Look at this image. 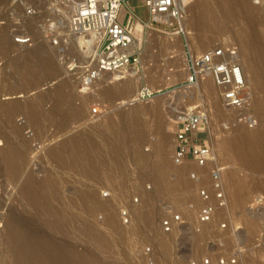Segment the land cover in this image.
I'll return each instance as SVG.
<instances>
[{"label":"rangeland","instance_id":"rangeland-1","mask_svg":"<svg viewBox=\"0 0 264 264\" xmlns=\"http://www.w3.org/2000/svg\"><path fill=\"white\" fill-rule=\"evenodd\" d=\"M243 1L264 9V0ZM59 3V0H0V129L5 130L0 132V142L6 143L5 139H8L14 151L26 154L17 183L10 184L3 175L0 176V264L7 261L9 253L8 234L3 230L6 222L20 231L28 227L43 239L55 240L62 251L71 254L72 264H189L204 258L214 264L217 258L233 254L237 247L243 248L239 264H264V143L254 147L252 141L245 140L247 144L241 139L247 133L264 130V118L252 107L258 124L254 129L232 124L234 114L226 113L220 107L215 88L212 92V82L208 78L195 87L185 86L188 72L181 59L183 55L187 63L189 51L185 39L180 38V46L176 37L143 30L141 24L136 30L137 36L143 37V58L138 76L126 80L127 83L124 80L123 87L109 85V90L116 95L124 88L122 96L112 99L101 96L113 76L106 74L92 83L83 82L84 72L80 68L85 66L87 58L84 59L79 46L67 36L65 21L68 14L62 11ZM27 6L36 10L35 18L25 17ZM128 8L138 19L149 20L147 9L140 0H128ZM248 23L242 20L238 24L225 22L223 26H217L208 13L202 29L189 33L195 42L198 37L211 36L203 50L225 43L241 49L238 37L249 31L252 25ZM20 36L31 37L32 43L16 45L14 39ZM150 38L155 40L154 44ZM41 47L45 51L42 56L49 58L55 74L41 69L35 62L33 55ZM193 48V55L205 52L202 47L195 45ZM23 56L26 60L21 58ZM254 66L263 89L258 92L253 89V83H248L253 94L251 99L264 103V61L255 59ZM27 69L30 77L25 79ZM45 92H56L61 105L50 116L53 98L48 102L52 104L46 102L43 105L45 117L36 125L25 113L33 100ZM81 104L86 105H83L86 115L80 121L69 123L67 111L76 110ZM188 110L207 113L215 138L212 149L216 162L201 172L191 162L173 158V122ZM108 117H114V120L122 117L120 122L115 120L118 126L122 124L120 135L105 132L95 140L89 139L87 130ZM126 117L131 120H125L134 123L128 124L123 120ZM133 125H136L135 129L131 127ZM77 134H83L82 144L74 143L59 158L49 154L52 147ZM98 141L104 143L103 152L94 149ZM221 141L231 149L229 161L219 154L217 143ZM230 143L240 144L233 149ZM249 145L254 151L249 150ZM74 151L81 154L87 165L85 170L70 163ZM246 161L250 162L249 166ZM217 164L224 168L225 174L228 173L227 177L238 173L235 175H240L238 179L235 177L238 184L234 187L226 184L223 173L228 206L219 211L210 224L200 226L197 216L202 205L197 191L208 186V174ZM196 173L203 177L199 181L191 180L190 175ZM27 175H33L39 183L49 178L56 185L52 192L49 189L51 182H46L49 196L42 201L46 214L40 217L34 215L35 210L27 206L20 193V184ZM134 198L138 199L137 204L133 203ZM121 210L129 213L126 226L120 221ZM171 213L181 215L184 225L163 235L158 227L159 220ZM145 214L151 216L150 223L143 217ZM53 222L58 223L57 230L52 229ZM221 223L226 224L225 230L219 229ZM145 248L152 251L148 257L144 255Z\"/></svg>","mask_w":264,"mask_h":264},{"label":"built area","instance_id":"built-area-1","mask_svg":"<svg viewBox=\"0 0 264 264\" xmlns=\"http://www.w3.org/2000/svg\"><path fill=\"white\" fill-rule=\"evenodd\" d=\"M59 1L63 11L69 16V34L93 38V52L85 66L80 68L84 72L83 82L92 83L106 74L124 77L131 72H138L143 55V37L137 36V22L142 24L143 30L149 29L184 40L186 9L193 0H140L147 9L148 21H142L135 16L134 11L128 8V0ZM121 10H125L122 19ZM24 15L33 19L37 13L32 6H27L24 8ZM14 42L19 46L29 45L32 38L20 36L15 38ZM53 44L57 45L55 42ZM187 72L184 84L188 88L197 86L207 78L211 80L220 107L223 111L234 114L232 124L248 129L256 127L257 121L249 108L251 97L241 55L235 44H221L200 55L189 52ZM174 127V159L191 162L200 172L215 164L213 150L209 144L210 120L206 112L188 110L174 122ZM224 171L222 166L215 165L208 174V186L197 191L202 205L197 216L200 226L210 224L214 216L228 206ZM202 177L201 173L190 175L194 181H199ZM133 203L137 204L138 199L134 198ZM119 217L124 226L129 224V213L126 210H121ZM182 225L184 222L181 215L171 213L159 220L158 227L163 235H169ZM226 228L225 223L219 224V229ZM143 252L148 257L152 251L145 248ZM242 256L243 248L237 247L233 254L217 258L214 264H239ZM189 264L212 262L204 258Z\"/></svg>","mask_w":264,"mask_h":264},{"label":"bare ground","instance_id":"bare-ground-1","mask_svg":"<svg viewBox=\"0 0 264 264\" xmlns=\"http://www.w3.org/2000/svg\"><path fill=\"white\" fill-rule=\"evenodd\" d=\"M217 10H218V12H216ZM188 12H190L189 13L190 14L189 17L187 16V13ZM208 13L211 14V18H212V20L214 21V23L217 26H223L225 24V22L234 23V24L237 23L238 24L242 20H246V21L249 22L248 24L252 25L249 28V31L248 32H245L246 33L245 36H244V34H242L244 37L243 36L242 37L241 36L238 37V41H239L240 46H241V49L240 48H238V49H239L240 55H241V53H243V55H241V59H242V66H243V70H244V74H245V77H246L247 84L250 83V82L253 83L254 84V86H253L254 88L253 89H255L256 91L260 90V88L263 89V84H259L258 83V75H257V73L255 71L254 60L255 59H261L262 61H264V9L255 8V7H252L250 5H247L243 0H193V1H191L188 4V6H187V9H186V19H185V22H184V32H185L184 39H185L186 47L188 48V51L190 53L194 49L193 47H195V45L196 46H199L200 48L202 47V51H204L205 49L203 50V48L209 43V41L211 39L210 38L211 36H208L207 37L205 35L206 37L205 36H203L201 38L198 37L199 39L197 38V40L195 42V38H193L190 35V33H189L191 31H193L194 29H196L198 31H200L202 29L201 25L205 23L206 15ZM63 14H65V13H62L61 15H63ZM124 14H125V10H122L121 16H120L121 19L123 18ZM65 16H66V14H65ZM67 16H66L67 19L65 18L66 19L65 22H66V25L68 26V24H69V16L68 17ZM140 24H141L140 22H137L136 23L135 30H137V27H139ZM67 26L64 25V27H66V28H67ZM31 28H33V27H31ZM66 32H68L67 33V36L70 37L71 40H73L74 44H76V45L79 46V48L81 49L80 51L83 53L82 55H84V59L87 58L86 60L88 61V58L90 57V55H91V53L93 52V49H94L93 48V38L88 37V36H73V35L69 34V31L68 30ZM176 38H177V41L179 42V44L181 46L180 37H176ZM150 39H149V41H150ZM151 41H152V39H151ZM151 41L149 42V46L151 44ZM153 41H155V40H153ZM153 41H152V43H153ZM170 41L173 42V40H171V39H170ZM175 41H176V39H175ZM151 47H152V45H151ZM200 48H199V51L201 50ZM206 51H208V50H205V52ZM44 53H45L44 48L41 47L33 55L34 57L33 56L32 57L35 59V62L38 63L37 64V65H39L38 67L41 66V69L43 68L44 70H47V71L50 70L51 73H54L53 70L51 69V62H50V60H48L49 58L47 59V58H45V57L42 56ZM181 53L182 52H180V55H181ZM176 56H178V55H176ZM17 57H19V56H17ZM21 58H23L24 60H26V58L24 56L21 57ZM37 58H38V60H37ZM142 58H143V56H142ZM179 58H180V56H179ZM181 59H182V63L184 64L183 65L184 68L187 69V65H186L187 63L184 60V56L183 55L181 56ZM24 68H26V67H24ZM21 73H19V74H21ZM110 76H113L112 77V81L107 84L108 87L106 86L104 88V90L101 93V96H104V97H107L109 99H112L115 96L118 97L117 95L122 96V94H124V91L125 90H124V88H121L118 91V94L116 95V93L114 94L113 92H111V90H109V85L112 86V87H118L120 85L122 86L125 83L126 80H129L130 81L131 78L137 77L138 76V72H131V73H129L128 75H126L124 77H120L118 74H110ZM29 77H30V70L27 69V72L25 73V79H28ZM127 82L128 81H126V83ZM210 86H211V89H212V92H213V90H214L213 89L214 88L213 87V84L210 85ZM250 86H251V84H250ZM250 86H248V88ZM49 92L48 93L45 92L46 94H41L39 98L33 100L32 106L29 108L28 112L25 113L26 116H27L26 118L29 119V121L35 123L36 125H39L40 121L42 119H44V117H45L44 111H43V109H44L45 106H43V105L46 102L48 103L50 101V99L53 98L54 103L53 102H50V104L53 103V105H51L52 107H50L51 110H49V112H50L49 115L50 116L53 115L52 114L53 112L59 110V106L61 105V102L58 100L57 93L56 92L49 93ZM249 92H250V88H249ZM262 93L263 92H260L259 94H262ZM6 94H7V92H6ZM251 95H253V94H251V92H250V97H251ZM216 99L218 101L217 96H216ZM262 100L264 101V99H262ZM254 101H253V98L250 99V106H249V108L252 110V107H254V109L257 110V112L264 118V103H259L260 101L256 103V101L255 102ZM83 105H85V104H83ZM83 105L81 104L82 107L80 106L76 110H69V111H67V113H66V120L68 122L69 121H76L77 122V121L82 120L83 119V116L86 115L83 112L85 110L84 107H83ZM0 110H1V108H0ZM179 115H181V114H179ZM120 116H122V115H120ZM125 116H127V115H125ZM125 116H123V117H125ZM24 117H25V115H24ZM121 118H119V119H121ZM119 119H116L115 118L116 121L117 120L119 121ZM125 119H127V117L126 118H123V120H125ZM132 119H133V117H132ZM115 120H114V117H108V118H105L102 121V123L98 124V126L97 125L94 126V127L92 126V128H90V129L87 130V136H88V138L95 140V137L96 136H98V135H100L102 133H105V132H107L110 135H113V136L116 135L117 136V134L119 133V126L122 125V124H120L118 126L119 123L117 122L118 124L117 123L115 124ZM123 120H122V122H123ZM127 120L130 121L131 119L128 117ZM127 120H125V121H127ZM25 121H26V119H25ZM135 121L137 122V120H135ZM129 123L130 122H128V124ZM131 123L133 124L134 122L131 121ZM2 126H4V125H2ZM26 126L27 125H25V127ZM135 126L136 125H133L131 127H133V129H135L134 128ZM19 127H22V126H19ZM39 129H41V127ZM0 130H1L0 132L3 131L2 129H0ZM212 130L213 129L211 128V125H210V128H209V131H210V142H209V144H210V146L212 148H214V145H215L214 144V142H215L214 139L215 138L213 136L214 134H213V131ZM121 131L122 130H120V132ZM262 131L264 132V130L258 129L257 131H255L252 134H248L247 133L245 135H242L241 136V139H242V141L243 140L244 141L245 140L252 141L253 143L251 142L252 143L251 145L254 144L253 145L254 147L259 146L258 144H260V143L263 146V143H264V134H263ZM118 135H120V133ZM5 138H7V137H4V139ZM82 138H83V134L82 135H80V134L78 135L77 134L76 136L68 139L67 141H64V143H62L60 145L58 144L57 146L52 147L49 150V154L52 155V156H55V157L59 158L74 143L82 144L83 143ZM4 139L2 138L1 140L4 141ZM6 140H7L6 143L3 142V144H2L0 142V145L2 147L0 149V176L3 175V178L5 177L10 184L11 183H17L18 180L21 177V174H22V168H23V165H24V162H25V155L26 154H25V152H22V151H14L13 150V147H10V145H12L11 141H9L8 139H5V141ZM238 141H240V140H238ZM102 143L103 142L98 141L95 144V148L94 149L96 150V152H103L104 151L103 148H105V146H104V143L103 144ZM246 143L248 144V142H246ZM217 144H218V148L217 149L219 151V154L221 156H223L224 159H226L229 156L231 149L228 147L227 144H225L224 141H221V143H217ZM239 144H237V145H239ZM231 145H232L233 149L237 146L236 144H231ZM249 147H250V149H249L250 151H254L253 150L254 148H252L250 145H249ZM238 148L240 149V146ZM241 148H243V147H241ZM212 150H213V154H214V149H212ZM260 151H261V149H260ZM263 151H264V149H263ZM233 153H234V151H233ZM248 153H250V152L248 151ZM251 154L253 156V153H251ZM232 155L234 156V154H232ZM252 156H250V157H252ZM71 157H72V159H71L70 163L72 164V166L78 168L81 171L85 170V168L87 167V165L85 164V161L83 160V158H82L81 154L79 153V151L72 152L71 153ZM228 158L226 160H228ZM262 159H264V158H262ZM214 160L216 162V158L215 157H214ZM257 161H259V160L256 159V162ZM249 163L247 162V165ZM252 163H254V161ZM256 164H258V163H256ZM252 167H254V166H252ZM263 167H264V164H263ZM255 169H258L257 166H256ZM262 169L264 170V168H262ZM234 171H231V172L233 173ZM226 174H228V173H226ZM226 174L224 172V178H225L226 184L228 183L229 186H232V187L236 186L238 184L237 179H238V177L240 175L237 177L235 175L236 174L238 175V173H235V174L233 173L234 176L229 174L230 176L227 177ZM235 177H237V179ZM161 178H162V176H161ZM161 178H157V179L159 180ZM253 178H254V176H253ZM256 178H258V177H256ZM49 181L51 182V180L48 178L45 181L39 183V182H37L35 180V178H33V175L32 176L31 175H27L25 177L24 181L20 184V187H19L20 188V193L23 195L25 203L27 204L28 207H30V208H32V209L35 210L34 215L37 216V217H40V216L46 214V207L44 206V204L42 203V201H45V198H47L49 196L48 195V190L49 189H51V191L53 192L55 190V188H56L55 187L56 186L55 183L54 182H51V188L46 189V182H48V184H49ZM225 181H224V183H225ZM239 182H240V179H239ZM260 183H262V182L259 181V184ZM4 187H1V188L3 189ZM263 187H264V185H263ZM225 193H226V198H227V188H226V185H225ZM52 196H53V194H52ZM54 200H56V197H54ZM227 201H228V198H227ZM144 216L146 218V221L148 223H150V217L151 216H149L148 214L143 215V217ZM57 226H59V225H58V223L56 225V222H53L51 224V227L54 230H57L56 229ZM3 230L8 234V239H6V244H7L8 248H9V253L7 255V261L4 264H72V262H73L72 259H71V257H72L71 254H69V253H67L65 251H62L58 247V245L55 242V240L48 239V238L43 239V237L40 236L39 233L36 232L35 230L28 229V227H27L23 231H20L18 227H15V226L11 225L8 222H6L3 225ZM45 240H48V242H46Z\"/></svg>","mask_w":264,"mask_h":264}]
</instances>
